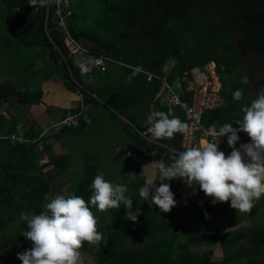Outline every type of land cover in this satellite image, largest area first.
<instances>
[{
  "label": "trees",
  "instance_id": "1",
  "mask_svg": "<svg viewBox=\"0 0 264 264\" xmlns=\"http://www.w3.org/2000/svg\"><path fill=\"white\" fill-rule=\"evenodd\" d=\"M73 1L68 32L79 41H87L91 54L108 57L112 63L103 71H93L91 80L85 79L75 64V56L70 55L65 46L67 33L58 27L53 0H46L44 4L40 0H0V67L5 63L18 65L16 58L22 59V54L29 50L35 54L33 71L51 63L55 68L52 74L57 72L66 87L82 94L85 104L92 102L96 107L104 103L115 119L116 129L127 136L124 145L104 161L119 163V169L110 174L101 170L103 161L97 150L90 154L83 152L82 157L86 159L79 164L81 167L70 162L71 152L51 161L42 159L54 135L65 137L73 149L77 147L71 135L92 122L84 107L78 108L84 113L75 127L56 132L50 124L32 134L29 142L1 137L0 264H22L17 254L32 247L31 241L22 235L27 230L26 222H16L17 215L20 217L21 212L39 214L44 210L46 196L50 199L54 193L65 196L74 193L88 201L91 182L99 173L109 182L125 185V195L133 202L132 210L140 209V214L136 222L128 220L127 209L121 204L120 209H109L104 217H98L96 208L92 207L103 240L98 245L85 242L80 249L82 259L91 256L97 264H246L240 259L247 257L248 264H264V230L242 224L246 213L231 208L230 201L214 204L196 185L192 186L194 191L189 198L192 203L184 205L181 191L190 186L182 178L164 181L170 184L176 200L172 210L164 213L139 197V189L149 174L140 175L138 162H132L134 158L157 153V158L170 164L171 156L186 149L180 133L172 139H153L146 119L152 112L163 111L170 118L178 117L186 123L185 108L170 102V87L164 83L171 87L180 84L184 89L182 99L192 106L193 91L187 88L194 68L205 70L213 62L222 81L223 102L203 115L204 124L220 128L224 123H234L241 118V106L250 104L264 88V0ZM214 2L218 4L217 14L209 12V8L214 9ZM9 28H13L12 36L1 34L4 30L12 32ZM182 32L195 37V48L183 49L182 42L187 40V35L180 38L178 35ZM11 42L18 47L16 51L20 50L19 57L2 52L11 47ZM242 45L247 46L249 56L260 64L245 68L244 73L236 77L243 57ZM29 63L27 61L26 66ZM137 66L142 71L132 77L131 83L126 82ZM150 73L154 77L149 78ZM244 76L248 77L246 83H242ZM2 85L0 99L19 96L21 103L36 99L26 96L29 92L16 89L14 84ZM237 91H240L239 97H235ZM78 109L67 110L63 115ZM45 129L46 135L41 137ZM242 134L238 132L239 139ZM227 147L225 136L219 150ZM223 152L228 155L231 150ZM90 157L97 159L96 163L91 162ZM49 166V170L44 171ZM127 171L133 172L136 180L130 179ZM152 175L156 180L159 174ZM57 177L71 183L65 191H55L54 178ZM155 183L158 187L161 181L157 179ZM262 202L263 199L255 201L253 209ZM218 217L220 223L216 222ZM234 225L235 229L220 233ZM218 241L223 253L220 259H214L212 248L204 252L198 249L203 245L211 247ZM236 260L239 262L234 263Z\"/></svg>",
  "mask_w": 264,
  "mask_h": 264
},
{
  "label": "clouds",
  "instance_id": "2",
  "mask_svg": "<svg viewBox=\"0 0 264 264\" xmlns=\"http://www.w3.org/2000/svg\"><path fill=\"white\" fill-rule=\"evenodd\" d=\"M40 3L44 4L46 0H40ZM140 71L142 68L135 67L126 82L131 83L132 77ZM247 80L244 76L242 83ZM241 113V118L234 123H224L214 133L217 141L187 147L171 156L170 164L159 161L157 179L161 181L160 185L156 186L157 179L146 178L139 189V197L168 213L176 200L170 184L164 181L182 178L190 187L181 191V197L188 191L189 200L194 191L192 186L196 185L212 198L214 204L230 201V207L237 212L250 213L255 201L264 196V88L250 104L241 106ZM146 124L150 125L148 131L155 140L172 139L177 133L190 131L187 123L178 117L170 118L163 111L149 114ZM238 132H243L240 139ZM225 136L229 146L225 150H231L228 155L223 152L225 150H219V143ZM90 190L88 201L74 193L67 196L57 193L50 199L46 196L44 210L39 214L21 212L20 219L27 225L22 235L32 243L30 249L17 254L22 264H83L80 249L84 243L98 245L103 240L92 207L105 212L120 209L123 204L127 219L137 221L140 209L132 210L133 202L125 195V185L109 182L103 173H99L92 180Z\"/></svg>",
  "mask_w": 264,
  "mask_h": 264
},
{
  "label": "rangeland",
  "instance_id": "3",
  "mask_svg": "<svg viewBox=\"0 0 264 264\" xmlns=\"http://www.w3.org/2000/svg\"><path fill=\"white\" fill-rule=\"evenodd\" d=\"M213 7H214L213 10H210V8H209V12L211 14H217V8H218L217 2H214ZM219 14H220V10H219ZM219 14H218V16H219ZM215 17H217V16H215ZM219 21L222 22L221 20H219ZM61 23H63V22L60 21V24ZM215 24H217V23H214V25ZM3 29H8V28H3ZM171 29L175 34H178L175 27L171 26ZM9 30L12 32H8V31L4 30V31H1V34L7 35V36H12V33H14L13 28H9ZM183 34L187 35V40L185 42H182L183 43V49L190 50L192 48H195L197 45L195 37L193 38L192 35L185 33V32H182L178 36L180 38H182ZM12 43L13 42L9 43V45L11 47H7V49H4V51H2V52H5L7 55H13L14 54V56L19 57L20 53L18 51H20V50L16 51L18 47L13 45ZM82 44L84 47L87 48V46H88L87 41H83ZM34 59H35V54H33L32 52L27 50V54H25V53L22 54V59L16 58L15 62L19 61L18 65H14V64L10 65V64L5 63L2 67H0V77L3 74L6 75L5 77H2L1 80L8 79L12 83H14V79H17L18 77L28 76L33 71V66L35 64V63L33 64ZM27 61H30V63L26 66L25 63ZM6 62H9V61L7 60ZM108 63H112V60H109ZM121 64H123V63H121ZM206 70L207 71L209 70V72L214 70L216 73L215 77L220 76L217 69H216L215 64H213V63H209L206 66ZM36 71H38L40 75L42 74L46 78H50L51 76L54 75V74H52V72L55 71V68H54V66H52L51 63H47L46 65H44L43 67H41L40 69H38ZM197 71H198L197 68H194L191 71V73L198 76ZM80 72H82L84 74L85 79H88L86 77L90 78V75L93 73V72L89 73L88 71H84V70H80ZM241 72L244 73V67L243 66L241 68ZM55 74H57V72H55ZM200 75H202V73ZM97 79H98V76H97ZM186 79H188V78L186 77ZM199 79H200V77L198 78V80ZM19 80H21V79H19ZM214 85L219 87L220 83L218 82ZM252 89H255V88L252 87ZM26 90L29 92V95H26V96H30V97H31V95H32V97H36L38 95L37 91H40L39 87L26 88ZM237 92L240 93V91H237ZM239 96L236 95V97H239ZM82 99H83V96H82ZM12 102H13L12 104L14 105L15 101L13 100ZM20 104H22L21 105V112H22L24 107H25V103H20ZM81 104L85 105L83 100L81 101ZM13 109H14L13 107L8 106L5 102H1L0 114H2V115L8 114L11 117L14 113ZM102 109L103 108H100L99 106H97V107L93 106L91 109H89L88 114L91 115L92 122L89 125L83 127L76 135H71L72 139L77 142L76 148L73 149L72 146L70 145V146L66 147L65 149H63L61 146H59L57 144H53L51 152H49V153L44 152L42 154V159L45 161L46 160L51 161V160H55V157H60L61 155L65 154V153L71 152L70 154L72 155V157H71V159H69L70 162L73 161V162H76V165L77 164L79 165L80 163H82V160L86 159V157H82L83 152L90 154L92 151L97 150L99 152V156L102 158L101 160L103 161V163H100L101 164L100 169L104 170L105 172H107L109 174L114 173L111 171L117 172V170L119 169V165H118L119 163L108 164V163H105L104 161L107 160L108 157H112V155L114 154V152L116 150L118 151V147H120V145L125 141V136H124V133L122 135V133L116 129L115 119L113 117H111V115L108 112H106ZM80 112H81L80 109H78V113H80ZM60 140H63V139H60ZM127 141L128 140L126 139V142ZM201 141H202V143H205V140H201ZM28 142H29V140H28ZM53 143H55V142L53 141ZM148 156H140L137 159L140 162H143L144 167H145L143 169V171H141L140 175H144V176L146 175L147 176L149 174L148 177L155 179L156 177H155V175H152V173L158 174V169L156 168L155 164H150V160L153 158H151V157L148 158ZM157 156H158V154L155 153L152 157L157 158ZM157 159H158V162L161 161L160 158H157ZM89 160L91 162L94 161V163H96L97 159L90 157ZM66 161L68 162V160H66ZM135 161H136V159H133L132 162H135ZM78 167H81V165H79ZM47 169L49 170V167H46L44 169V171H47ZM71 170H72V168H70V171L68 170V172L70 174H71ZM127 173L129 175L128 177L130 179L136 180V175L133 174V172L127 171ZM119 177H120L121 181L124 180L122 175ZM54 183H55V191L56 192L65 191L66 188L70 185L68 179H66V178L60 179V177H57V179L54 178ZM184 189H187V186ZM188 194L189 193L187 191L185 195H188ZM53 195H55V193ZM262 199L264 200V196H262L259 200H262ZM192 201L190 203H192ZM106 214H107V211L100 212V211L96 210V215L98 217H104ZM243 216H246V217H244V220H241V223L243 222L242 224H246V225L251 224L252 228H254V229L264 230V202L260 203V205L257 207V209H253L250 213L243 214ZM19 221H21V219H20L19 215H17L16 222H19ZM216 222L220 223L219 217L217 218ZM235 227H237V226L234 225L230 228H227V229L221 231L220 233H224L228 230L235 229ZM209 248L213 249L214 259H220L223 257V253H222V249H221V243L219 241L216 242V244H214L211 247L203 245V246H200L198 249L201 252H204L206 249H209ZM7 252H8V254H10L11 249L8 248ZM246 260H248V259L247 258L243 259V262ZM238 262H239V260H236L234 263H238ZM83 264H97V262L95 260H93L91 256H84Z\"/></svg>",
  "mask_w": 264,
  "mask_h": 264
},
{
  "label": "built area",
  "instance_id": "4",
  "mask_svg": "<svg viewBox=\"0 0 264 264\" xmlns=\"http://www.w3.org/2000/svg\"><path fill=\"white\" fill-rule=\"evenodd\" d=\"M35 2V0H33ZM56 6V15L58 19V27L64 30L67 35L64 39L65 46L70 55L75 56V64L80 70L88 71L89 73L95 70H104L107 67L108 61L112 60L105 56H95L91 54L86 47L83 46L82 42L75 39L72 34L68 31L70 30L69 19L72 16V5L73 0H53ZM60 21L63 23L60 24ZM124 64V63H123ZM197 75L193 74L189 80L188 90L193 91L194 103L192 106L186 105L182 96H184V89L180 84H174L171 87L169 84L164 83L166 86L170 87V102L172 104H180L185 108L186 111V123L189 125V133L182 134V144L184 147L199 146L202 143L201 140L205 141H217L214 133L218 131L219 128L216 125H205L203 122V115L213 109L221 106L223 99L220 95L222 84L214 70L209 72L206 69H198ZM82 73V72H81ZM202 73V75H200ZM83 74V73H82ZM154 77V74L150 73L149 78ZM200 79L198 80V78ZM220 83L217 87L214 84ZM164 85V88H165ZM80 113L68 111L65 115L61 116L58 121L51 124L56 132H61L68 127H75L80 123L81 115L84 113L83 109H80ZM46 135V129L40 133V136ZM11 139L24 140L23 132L18 130L9 135ZM220 138V142H221ZM207 198V196H206ZM181 203L184 205L188 204V197L185 192L182 193Z\"/></svg>",
  "mask_w": 264,
  "mask_h": 264
},
{
  "label": "crops",
  "instance_id": "5",
  "mask_svg": "<svg viewBox=\"0 0 264 264\" xmlns=\"http://www.w3.org/2000/svg\"><path fill=\"white\" fill-rule=\"evenodd\" d=\"M72 14H73V8H72ZM79 42H83V41H79ZM258 64H260L259 60L254 59L253 57H250L248 61L244 62V64L240 60V64H239L240 72H238V75L236 77L241 75L242 66L244 67L245 70V68L247 67L249 68L250 65H258ZM5 76L6 75L3 74L0 77V85H2L1 83H6L5 85H2L4 87L10 86L9 85L10 83V84H14L16 86V89H21L23 91H25L26 88H36V87H39L40 91H37L38 95L35 97L36 98L35 100H32L30 102H25V107L22 112H21L22 104H20L21 101L19 96L18 97L15 96L12 99L0 100V105L1 102H5L8 106L14 108L13 109L14 113L11 117L8 114L6 115L0 114V138L3 137V138L11 139L9 138V134L11 132L14 133L15 130L19 129L23 132V136H24V140H22L21 142H28V140H30V138L32 137V134H36L37 131H39L41 128L48 126L53 122H55L56 120H58L67 110H75L78 109L79 107L81 108L84 107L89 110L94 106L92 105V102H88L87 104L82 105L81 104V101L83 100L82 95L79 92L72 91L68 87H66L63 80L58 75V73L57 74L54 73V75L51 76L50 78H46L44 75L42 74L40 75L39 72L35 70L31 72L28 76L18 77L17 79H14V83L9 81L8 79L1 80V78ZM91 77L92 75H90V78L89 77L86 78H88L87 80H91ZM218 78L220 80V76ZM220 82L222 81L220 80ZM254 90L255 89H253V91ZM13 100L15 101L14 105L12 104ZM97 106L103 108L102 110L112 115L111 111L107 108V106L104 103L102 105H96V107ZM124 132L126 131L124 130ZM58 136L54 135L51 141L49 142L50 144L47 147L48 153L51 152L53 144H57L61 146L63 149L69 146L68 141L66 140L65 137H60V136L58 137ZM11 140L20 141L17 139H11ZM53 141L55 143H53ZM222 143L223 142L219 144L221 145ZM149 157L153 158L150 160V164H155L156 168L158 169V159L152 156H148V158ZM137 159L135 162H138L139 173H141V171H143V169L145 168L144 163L140 162ZM50 167L51 166H49V168ZM246 258H241L240 262H243V259ZM244 262L248 264V260Z\"/></svg>",
  "mask_w": 264,
  "mask_h": 264
},
{
  "label": "flooded vegetation",
  "instance_id": "6",
  "mask_svg": "<svg viewBox=\"0 0 264 264\" xmlns=\"http://www.w3.org/2000/svg\"><path fill=\"white\" fill-rule=\"evenodd\" d=\"M241 47V52L243 54V57L241 59V62L244 64L245 61H248L249 60V54L247 51H249V49L247 48V46L245 45H242L240 46ZM250 66H255V65H250Z\"/></svg>",
  "mask_w": 264,
  "mask_h": 264
}]
</instances>
